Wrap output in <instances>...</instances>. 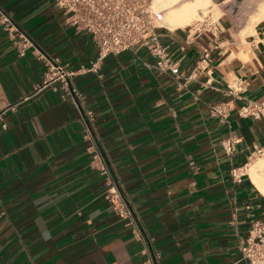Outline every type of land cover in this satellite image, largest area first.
Instances as JSON below:
<instances>
[{
  "label": "crops",
  "instance_id": "1",
  "mask_svg": "<svg viewBox=\"0 0 264 264\" xmlns=\"http://www.w3.org/2000/svg\"><path fill=\"white\" fill-rule=\"evenodd\" d=\"M211 1L226 8L209 18L217 31L158 29L176 76L157 68L153 45L80 72L98 48L54 0H0V264H146L147 241L108 197L113 183L160 264H247L240 243L264 222V194L231 170L264 153V21L242 36L233 0ZM47 58L74 72L76 96L47 79ZM237 80L246 89L233 94ZM249 103L258 116L241 115Z\"/></svg>",
  "mask_w": 264,
  "mask_h": 264
},
{
  "label": "built area",
  "instance_id": "2",
  "mask_svg": "<svg viewBox=\"0 0 264 264\" xmlns=\"http://www.w3.org/2000/svg\"><path fill=\"white\" fill-rule=\"evenodd\" d=\"M65 15V23L78 32H86L90 35L98 48V57L89 66L82 65L80 72L98 71L100 64L111 54H120L142 46L153 45L152 50L160 57L157 68L161 71H171L180 75V67L177 62H172L167 48L159 43V28L165 27L163 19L165 10L155 6L154 0H54ZM6 22H10L6 17ZM197 31L210 27L218 30L214 21L209 18L197 20L192 25ZM18 30V29H17ZM23 44L20 45V53L24 55L31 47V42L23 34ZM49 71L46 75L50 82L61 80L63 88L76 96L77 89L71 85L70 78L74 72L68 71L58 59L47 58ZM246 89L243 80L236 81L231 87V92L237 94ZM214 115L225 116V110L221 105L212 107ZM241 115L258 116L261 106L249 103L241 110ZM87 117L92 118V112L88 111ZM236 141L229 139L225 144L228 153L234 150ZM104 172L111 173V168L106 164L102 166ZM245 171L232 168V177L240 181ZM115 211L124 219H129L135 225L137 235L147 241L148 259L146 264H160L161 254L154 248L151 238L147 235L140 223L137 214L125 199L119 186L113 183L108 190ZM240 250L247 264H264V222L256 220L252 223L249 235L241 240Z\"/></svg>",
  "mask_w": 264,
  "mask_h": 264
},
{
  "label": "bare ground",
  "instance_id": "3",
  "mask_svg": "<svg viewBox=\"0 0 264 264\" xmlns=\"http://www.w3.org/2000/svg\"><path fill=\"white\" fill-rule=\"evenodd\" d=\"M154 3L159 9L165 10L163 24L171 28L193 25L197 20L217 18L221 12V5L217 4L218 9L211 13L209 10L212 5L211 0H154ZM262 21H264V0H261L257 10L249 17L247 25L241 30V35L253 33L256 25ZM244 171L264 194V156L249 162Z\"/></svg>",
  "mask_w": 264,
  "mask_h": 264
},
{
  "label": "rangeland",
  "instance_id": "4",
  "mask_svg": "<svg viewBox=\"0 0 264 264\" xmlns=\"http://www.w3.org/2000/svg\"><path fill=\"white\" fill-rule=\"evenodd\" d=\"M261 3V0H233L231 4H229V10L233 14L234 22L237 27H245L248 23L249 17L257 10L259 4ZM220 15L219 17L223 14L225 9L220 6ZM158 8V7H157ZM218 7L216 5L210 6L209 10L211 13L216 11ZM65 17V15H64ZM211 18L212 20H218V18ZM211 20L209 19V22ZM263 154L257 155L254 158L251 159L250 162L258 159L259 157H263Z\"/></svg>",
  "mask_w": 264,
  "mask_h": 264
}]
</instances>
